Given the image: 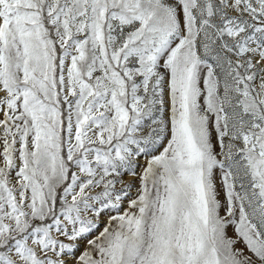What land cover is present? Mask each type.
Returning <instances> with one entry per match:
<instances>
[{
  "label": "snow or ice",
  "instance_id": "6c2138e0",
  "mask_svg": "<svg viewBox=\"0 0 264 264\" xmlns=\"http://www.w3.org/2000/svg\"><path fill=\"white\" fill-rule=\"evenodd\" d=\"M0 264H264V0H0Z\"/></svg>",
  "mask_w": 264,
  "mask_h": 264
}]
</instances>
